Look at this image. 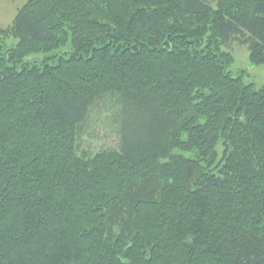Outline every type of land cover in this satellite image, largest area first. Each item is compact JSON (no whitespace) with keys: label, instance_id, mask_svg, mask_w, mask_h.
Wrapping results in <instances>:
<instances>
[{"label":"trees","instance_id":"1","mask_svg":"<svg viewBox=\"0 0 264 264\" xmlns=\"http://www.w3.org/2000/svg\"><path fill=\"white\" fill-rule=\"evenodd\" d=\"M214 1L27 0L0 26V264H264V87L223 49L264 63V0Z\"/></svg>","mask_w":264,"mask_h":264},{"label":"rangeland","instance_id":"2","mask_svg":"<svg viewBox=\"0 0 264 264\" xmlns=\"http://www.w3.org/2000/svg\"><path fill=\"white\" fill-rule=\"evenodd\" d=\"M27 0H0V26L7 27L10 25L17 9H19ZM212 6H215L214 0H207ZM16 40L14 38H8L6 40V46L8 48L14 47ZM224 50L230 52L234 58L233 64L229 70L233 73L240 72L243 74V80L245 82H252L257 88L264 87V63L253 64L248 59V51L246 46L239 45L235 41L231 42L229 46H225ZM46 56H50L49 53H36L29 54L24 57V63H41ZM48 63H52V59L47 60ZM87 124L88 133L91 132L92 137L86 135L83 139L84 147L90 146L92 149H97L101 145L108 146L113 142V135L107 130V127L103 125L102 121L97 120Z\"/></svg>","mask_w":264,"mask_h":264}]
</instances>
